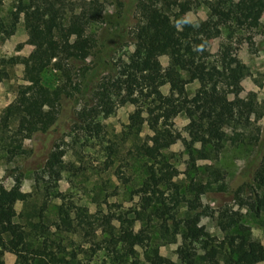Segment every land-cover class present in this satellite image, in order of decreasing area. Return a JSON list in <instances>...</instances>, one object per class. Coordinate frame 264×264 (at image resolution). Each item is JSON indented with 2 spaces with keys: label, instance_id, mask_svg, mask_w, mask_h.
<instances>
[{
  "label": "trees",
  "instance_id": "obj_1",
  "mask_svg": "<svg viewBox=\"0 0 264 264\" xmlns=\"http://www.w3.org/2000/svg\"><path fill=\"white\" fill-rule=\"evenodd\" d=\"M112 1L123 9L122 0H13L8 23L0 25L12 29L21 19L32 49L20 61L26 84L0 112V157L13 137L46 135L68 114L69 100L80 92L79 63L90 57L91 70L104 68L101 63L107 62L89 27L103 21L105 5ZM189 2L134 0L137 36L132 49L113 67H105L114 70L108 83L97 84L89 93L90 102L73 110L70 118L84 139L105 140L106 155L127 172L132 204L125 207L104 200L90 208L66 196L50 175L45 178L36 172L28 191L14 176L0 195V264L4 253L13 255L12 264H264V244L243 232L237 210L216 212L218 237L194 218L197 187L201 192L229 191L221 168L195 161L218 154L228 141L242 140L253 125L251 115L255 119L261 114L254 91L241 105L229 97L240 92L237 78L247 67L235 61L226 47L210 60L207 40L222 28L258 27L264 0H205L207 17L199 21L181 13ZM160 55L168 58L165 66ZM49 66L62 76L53 89L41 79ZM193 81L198 85L188 94L186 85ZM117 105L133 107L127 122L108 136L104 125L97 132L100 119L111 115ZM179 113L189 119L184 129L192 157L184 187L172 172L180 153L169 149L181 138L172 122ZM252 138L256 143L260 140ZM63 156L64 150L52 149L46 170L67 167ZM134 164L139 166L138 174L132 173ZM257 165L264 174V154ZM259 187L248 186L246 195L250 210L264 220V181ZM234 193L242 194L243 189ZM133 197L137 199L132 201ZM164 244H176L175 261L159 252Z\"/></svg>",
  "mask_w": 264,
  "mask_h": 264
},
{
  "label": "rangeland",
  "instance_id": "obj_2",
  "mask_svg": "<svg viewBox=\"0 0 264 264\" xmlns=\"http://www.w3.org/2000/svg\"><path fill=\"white\" fill-rule=\"evenodd\" d=\"M122 1L123 9L115 1L107 3L103 21L93 23L89 27V31L96 34L99 49H102L100 54L104 55L103 59L107 62L101 63L104 68L91 70L94 61L90 57L79 63L77 80L80 92L76 94L74 100H69L68 114L46 135L39 133L33 139L12 138L8 149L0 157V195L11 186L14 176L19 177L23 190H31L34 174L38 172L45 178L50 175L57 188L66 193V196L72 197L77 202H83L90 208H93L94 203L104 204V200L120 202L125 207L132 204L129 201L127 172L114 159L106 155L103 148L106 144L105 140L87 135L88 140L84 139L81 136L82 133L73 127L74 123L70 122L73 110H78L85 102H90L91 90L97 84L106 85L110 80L114 70L110 71L105 67H113L132 49L134 36H137L134 32L136 21L134 0ZM204 2L205 0H190L188 4L181 7L180 11L190 21L204 20L207 17ZM12 4L13 0L0 2V22L3 26L8 23ZM223 47L231 50L235 61L247 67L246 72L237 78L240 92L229 97L237 105H241L247 93L254 91L261 114L255 119L251 115L253 125L246 131L242 140L228 141L218 154L209 153L207 159L195 161L196 164H208L221 168L226 175L229 191L226 193L201 192V188L197 187L195 191L197 214L194 218L197 224L204 227L208 233L218 237L221 233L216 226V212L219 209L237 210L245 228L243 232L264 244V220L250 210L246 195L248 186L260 188V183L264 181V174L257 165L259 157L264 154V10L259 26L252 30L222 28L218 35L208 37L209 59L215 60L219 57V51ZM31 49L32 46L26 42V33L21 19L12 29L6 27L3 30L0 25V112L12 100L16 91L26 84L22 77L23 68L20 61ZM167 60L166 55L159 56L163 66L167 64ZM41 79L51 89L62 82L60 72L52 66L42 71ZM197 85V81L188 83L187 93L192 94ZM162 90L166 91V87H162ZM132 108L130 105H117L111 115L100 119L96 131L99 132L104 125V135L108 136L109 132L113 131L118 132L127 122V114ZM172 122L173 127L181 132V138L169 147L170 150L180 153L178 161L172 168L173 178L184 187L187 184L186 166L192 158L186 147L188 135L184 129L189 119L185 114L179 113L173 116ZM254 127H259L260 132ZM252 135L260 140L257 143L254 142ZM76 136L79 138L77 139ZM56 147L64 150L62 159L67 167L49 173L45 163L49 152ZM131 170L132 173L138 174V164H134ZM238 187L243 189L242 194L234 193ZM136 199L133 197L132 201ZM16 208H20L19 203L16 204ZM138 228L136 224L135 230L138 231ZM175 246L176 244L161 245L159 252L175 261ZM3 261L4 264H12L13 255L4 253Z\"/></svg>",
  "mask_w": 264,
  "mask_h": 264
}]
</instances>
